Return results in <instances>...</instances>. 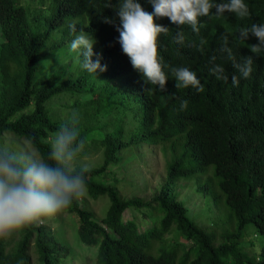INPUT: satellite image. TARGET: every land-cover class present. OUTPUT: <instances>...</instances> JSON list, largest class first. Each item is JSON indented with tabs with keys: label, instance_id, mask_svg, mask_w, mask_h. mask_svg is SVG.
<instances>
[{
	"label": "trees",
	"instance_id": "16d2710c",
	"mask_svg": "<svg viewBox=\"0 0 264 264\" xmlns=\"http://www.w3.org/2000/svg\"><path fill=\"white\" fill-rule=\"evenodd\" d=\"M44 2L47 9L30 14L0 0V139L23 141L47 159L52 134L78 112L83 152L93 150L99 163L85 174L83 196L61 214L75 217L78 241L96 248L95 264H264V122L257 114L230 120L207 95L211 62L206 56L198 67L192 64L197 41L181 45L163 36L158 54L162 65L191 64L204 91L177 89L167 67L165 91H149L122 52L115 27L102 22L115 16L105 7L110 0H39L38 6ZM118 3L112 0L114 8ZM73 23L94 37L93 51L107 65L97 78L71 60ZM50 61L56 68L44 78ZM156 146L165 163L159 188L150 198L135 192L125 198L118 185L136 187L129 167L144 164ZM185 189L200 196L197 211L186 205L191 196L181 195ZM103 198L108 210L97 218L87 200ZM202 216L209 228L197 222ZM31 247L35 264H62L68 257L47 225L36 223L0 238V264H30Z\"/></svg>",
	"mask_w": 264,
	"mask_h": 264
},
{
	"label": "clouds",
	"instance_id": "9594fccd",
	"mask_svg": "<svg viewBox=\"0 0 264 264\" xmlns=\"http://www.w3.org/2000/svg\"><path fill=\"white\" fill-rule=\"evenodd\" d=\"M105 7L113 8L115 16L102 22L115 27L122 52L152 86L149 91H165L166 67L177 89L204 91L191 64L162 65L158 54L163 36L181 45L196 40L197 60L191 59L192 64L198 67L206 56L211 62L207 95L225 108L230 120L257 114L264 122V0H119L115 8L110 0ZM68 28L75 34L68 47L81 69L96 78L106 72L102 55L93 51L94 37L84 29L77 31L74 23ZM187 105L181 101L182 109ZM79 123L74 110L52 134L47 159L34 147L13 151L0 146V238L7 240L33 224L45 223L83 196L89 168L81 164L76 170L86 145Z\"/></svg>",
	"mask_w": 264,
	"mask_h": 264
},
{
	"label": "rangeland",
	"instance_id": "374dc122",
	"mask_svg": "<svg viewBox=\"0 0 264 264\" xmlns=\"http://www.w3.org/2000/svg\"><path fill=\"white\" fill-rule=\"evenodd\" d=\"M13 2L26 10H29L30 14L36 13L37 8H41L43 10L47 9V3L44 2L43 5L38 6L39 0H13ZM45 14L48 15V12L45 11ZM31 23V22H30ZM1 41V38H0ZM76 57L71 58V60H75ZM71 60H67V64L70 65ZM56 68V66L50 61L48 66L44 68L42 71V77L46 78L52 70ZM61 105H64V101L61 102ZM0 146H7L13 151L21 150L24 147H29L23 141H18L13 137H2L0 139ZM153 149L152 155L145 156L144 164H131L129 167L130 174H134L133 180L136 185L133 189L128 185H118L120 192L125 198H130L133 193L141 198H150L153 196L155 190L159 188L161 180L165 177V163L164 157L161 152V147L156 146ZM77 166L81 164H86L88 168L94 167L97 163H99L98 155L89 148L86 152L82 151V155H79ZM120 172V171H119ZM121 173H119L117 178H121ZM111 179H109L108 184H110ZM190 195L191 198L187 201V206L197 211V207L200 205V196L196 194H192L191 191L187 189L183 190L181 195L186 196ZM87 208L92 211L97 218H103L108 210V199H98L93 201L91 199L87 200ZM130 213L124 214V219H130ZM137 218H141L140 214H136ZM203 218V216H202ZM139 221V220H137ZM197 222H200L205 228H209L210 226L205 221V218H198ZM39 224V223H38ZM50 229L54 238L68 250V257L61 260L62 264H95V252L96 248H88L82 245L78 239L76 234V219L72 215L67 214H57L55 217L48 219L44 223ZM40 225V224H39ZM145 227H140V230H143ZM18 240V238H15ZM188 247L189 244H186ZM13 247V243L9 248ZM29 254L31 256L30 264H35V255L33 254L32 247L29 250Z\"/></svg>",
	"mask_w": 264,
	"mask_h": 264
}]
</instances>
